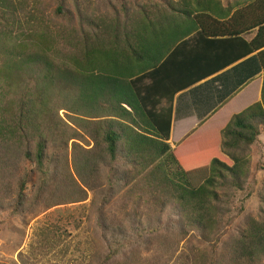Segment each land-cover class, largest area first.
<instances>
[{"label":"trees","instance_id":"trees-1","mask_svg":"<svg viewBox=\"0 0 264 264\" xmlns=\"http://www.w3.org/2000/svg\"><path fill=\"white\" fill-rule=\"evenodd\" d=\"M64 2L51 17L38 0H0V149L24 156L45 186L49 139L75 137L51 114L56 103L99 148L93 161L75 162L80 182L88 164L104 161L116 172L126 161L177 205L182 233L217 237L236 195L248 199L256 185L248 153L264 131V0H99L109 8L104 12L86 0ZM216 39L238 40L244 55L258 52L245 61L257 65L241 85L263 71L260 101L172 150L174 95L227 67L208 60L207 46ZM29 77L31 89L22 84ZM65 184L75 195L73 180L66 177ZM26 185L23 177L14 210L24 205ZM258 199L255 217L225 250L212 248L208 264H264V185ZM136 230L130 227L140 239L144 231ZM115 233L102 264L120 255L130 238L121 227ZM207 260L201 255L193 264Z\"/></svg>","mask_w":264,"mask_h":264},{"label":"rangeland","instance_id":"rangeland-1","mask_svg":"<svg viewBox=\"0 0 264 264\" xmlns=\"http://www.w3.org/2000/svg\"><path fill=\"white\" fill-rule=\"evenodd\" d=\"M38 1L39 9L54 17L60 0ZM61 1L67 5L65 0ZM86 2L100 12L109 11L99 0ZM33 83L29 77L22 84L31 89ZM53 111L55 119L69 127L66 129L69 134L75 132V137L59 141L57 134L49 139L45 152L49 177L45 186H41L34 165L24 156L0 149V264H102L107 254L105 243L111 241L112 233L116 235L119 227L130 238L124 241L122 253L106 264H193L201 255H205L208 264L212 248L225 250L260 208L264 131L248 153L256 183L254 191L248 199L238 193L218 236L205 240L198 232L182 233L183 217L177 205L151 186L147 178L137 177L136 170L126 161L116 165V172L106 167L104 161L88 164L82 171L87 173L82 175L86 179L80 182L77 177L80 165L74 164L85 163L87 158L93 161L99 148L85 132L69 124L73 115L58 110L56 103ZM23 177L27 181L24 205L14 210V195ZM66 177L77 186L75 195L66 188ZM103 223L111 229L105 231ZM130 227L141 229L136 230L137 235L144 231L141 240Z\"/></svg>","mask_w":264,"mask_h":264},{"label":"crops","instance_id":"crops-1","mask_svg":"<svg viewBox=\"0 0 264 264\" xmlns=\"http://www.w3.org/2000/svg\"><path fill=\"white\" fill-rule=\"evenodd\" d=\"M255 35L256 30L243 39L248 43ZM216 40L207 46L208 60L213 58L215 65L224 62L227 67L174 95L167 141L172 150L189 138L224 126L231 116L260 101L263 71L241 85L243 78L257 65V62L251 63L249 68L245 61L258 52L244 55L246 48L238 40Z\"/></svg>","mask_w":264,"mask_h":264}]
</instances>
